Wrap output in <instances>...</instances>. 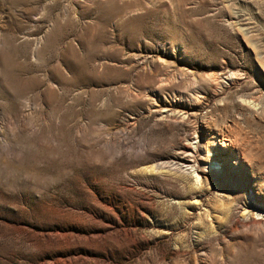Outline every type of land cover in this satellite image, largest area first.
I'll return each instance as SVG.
<instances>
[{
    "label": "rangeland",
    "instance_id": "rangeland-1",
    "mask_svg": "<svg viewBox=\"0 0 264 264\" xmlns=\"http://www.w3.org/2000/svg\"><path fill=\"white\" fill-rule=\"evenodd\" d=\"M247 214L264 0H0V264H264Z\"/></svg>",
    "mask_w": 264,
    "mask_h": 264
},
{
    "label": "bare ground",
    "instance_id": "bare-ground-1",
    "mask_svg": "<svg viewBox=\"0 0 264 264\" xmlns=\"http://www.w3.org/2000/svg\"><path fill=\"white\" fill-rule=\"evenodd\" d=\"M192 88V87H191ZM189 88V95L191 96H196V97H200L202 96L203 93V88L201 86H199L198 84L194 85L193 88L191 89ZM185 91V90H184ZM187 92V89H186ZM165 99V98H164ZM162 99V105H160V109L162 110V116H168V115H175L176 118L178 117L180 120H187L190 118V115L192 114L193 111L192 108H190L189 104L187 102H183L180 101V99L178 100V102H176L175 105L172 104V102L167 101L166 99L164 100ZM182 106L183 108H177V106ZM194 113V112H193ZM208 121V120H207ZM205 122V121H204ZM229 125V124H228ZM220 129V128H219ZM233 131V128H231ZM220 132V131H219ZM222 132V131H221ZM232 133V132H230ZM223 134V133H222ZM227 134V133H226ZM217 143L223 147H225V149L227 148V145H231L232 140L230 138V135H225L223 137V140H220L219 138L217 139ZM231 141V142H230ZM188 148H189V154L188 155H184L182 157H178V165L180 164L181 166L186 165L187 163H189L190 161V157H192L191 155L195 152L197 145H194L192 142L188 143ZM228 149V148H227ZM182 150V149H181ZM188 151V150H187ZM224 151V150H223ZM222 150H220L218 153H224ZM186 154V153H185ZM218 160H222L221 156L216 157ZM224 158V157H223ZM217 164H219V162H215V165L211 167L212 170H216V169H220L222 168L221 166H218ZM188 166V165H187ZM201 172L204 173L203 175V179L205 181V183L207 184V180H208V174L207 172H209L208 170H204L201 169ZM196 180H199V175L196 174ZM202 183V182H201ZM200 183V185H201ZM247 219L250 220V222L254 223V224H260L261 222L264 221V217H256L254 214H247ZM263 224V223H261Z\"/></svg>",
    "mask_w": 264,
    "mask_h": 264
}]
</instances>
